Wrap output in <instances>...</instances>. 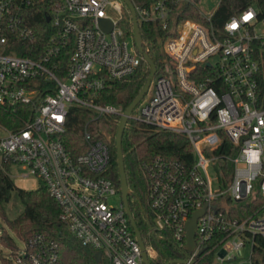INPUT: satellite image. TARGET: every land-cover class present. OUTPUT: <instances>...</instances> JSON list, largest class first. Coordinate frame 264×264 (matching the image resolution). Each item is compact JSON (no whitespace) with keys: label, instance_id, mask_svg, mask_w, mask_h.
<instances>
[{"label":"built area","instance_id":"1","mask_svg":"<svg viewBox=\"0 0 264 264\" xmlns=\"http://www.w3.org/2000/svg\"><path fill=\"white\" fill-rule=\"evenodd\" d=\"M131 1L139 24L153 25L165 56L151 95L131 119L184 135L193 156L189 163L157 156L143 165L150 231L172 242L176 255L166 263L264 264V8L248 5L218 25V9L205 13L200 0ZM126 7L123 0H0V106L32 111L18 129L0 124V167L8 173L18 165L25 177L38 176L61 222L82 246L101 253L102 264H146L123 199L110 203L119 193L106 176L110 148L86 128L89 147L73 157L60 138L74 105L97 119L124 113L99 100L110 80L141 65L125 28ZM35 13L51 30L39 44L29 23ZM201 210L189 249L186 227ZM59 250L46 233L19 236L0 220V264H57ZM146 253L158 264L153 244Z\"/></svg>","mask_w":264,"mask_h":264},{"label":"trees","instance_id":"2","mask_svg":"<svg viewBox=\"0 0 264 264\" xmlns=\"http://www.w3.org/2000/svg\"><path fill=\"white\" fill-rule=\"evenodd\" d=\"M248 5H259L264 8V0H221L214 20L218 25L223 24ZM29 23L37 33L39 41L47 39L51 34L49 24L39 13L30 17ZM124 23L128 34L134 35L132 15L128 7L124 12ZM144 40V50L157 65L158 72L162 71L165 56L163 46L158 41L153 25L146 22L140 24ZM42 36L43 39H42ZM24 54V53H21ZM64 66L67 64L69 50L63 52ZM141 65L137 72L122 80H110L109 85L101 94L100 103L121 106L125 111L144 88L151 73L150 65L142 54ZM32 118V111L28 105H17L6 108L0 106V124L10 130L18 129L24 120ZM121 117L95 118L94 113L86 108L72 106L67 116L66 131L61 135V141L67 152L76 157L85 152L89 142L85 137V130L89 128L93 133V140H104L108 143L111 154L110 169L106 176L115 184L121 193V180L118 168L116 135ZM125 171L128 185L131 190L129 203L132 215L147 246L153 244L158 251V264H165L175 258L173 243L165 240L160 234L150 231L152 215L145 206L147 193L146 177L143 165L157 156L169 157L181 161H192V149L187 138L178 133L158 129L135 119H130L125 128L122 140ZM226 151V148L223 149ZM16 193L24 205V211L18 217L10 220L7 216L6 204ZM259 203V202H258ZM258 203L252 208H257ZM60 207L50 195L45 183L36 190L26 191L17 188L7 172L0 167V220H5L19 235L28 237L35 232L46 233L50 239L59 244V261L57 264H102L96 259V252L84 247L75 239L64 223L60 220ZM201 264H209L202 260Z\"/></svg>","mask_w":264,"mask_h":264},{"label":"water","instance_id":"3","mask_svg":"<svg viewBox=\"0 0 264 264\" xmlns=\"http://www.w3.org/2000/svg\"><path fill=\"white\" fill-rule=\"evenodd\" d=\"M126 4V6L129 8L131 15H132V21H133V32H134V42L135 45L138 49V51L142 54L143 58L145 61L150 65L151 67V73L150 76L147 79V82L140 92V94L136 97V99L131 103V105L124 111V113L121 116L119 125H118V130H117V135H116V148H117V156H118V168H119V174H120V180H121V195L123 199V203L125 206V210L129 216L131 225L134 229L135 235L141 245L142 251H143V256L146 264H150L147 253H146V245L143 240L142 234L137 226V223L132 215V211L130 208V203H129V195L131 194V190L128 185V180H127V175L125 171V161H124V152L122 149V140H123V135L125 132V128L127 126L128 121L131 119V116L137 106L141 103V101L145 98L149 87L151 85L152 79L154 78L156 72H157V65L153 61V59L150 57V55L144 50V45H143V37L141 33V28L140 24L138 21L137 13L135 10V7L132 3L131 0H123ZM107 23V21L102 20L101 25L105 30H108V28L104 25ZM204 213V210L198 211L193 215V218L189 221L187 224V240H188V247L189 249H193L195 246V231L197 227V220L198 218ZM97 261L101 260V253H97L96 255ZM182 263L184 261L182 260H173L170 261L166 264H172V263ZM198 264V263H197Z\"/></svg>","mask_w":264,"mask_h":264},{"label":"rangeland","instance_id":"4","mask_svg":"<svg viewBox=\"0 0 264 264\" xmlns=\"http://www.w3.org/2000/svg\"><path fill=\"white\" fill-rule=\"evenodd\" d=\"M220 1L221 0H200L199 4L205 13L212 14L218 9ZM150 95H151V91L148 92L147 97ZM147 97H145L142 100V103L147 100L146 99ZM138 108L139 107L135 109L134 113L137 112ZM2 134H5V130L2 131L0 135ZM8 171H9L8 172L9 176L11 177V179L13 180L17 188H20L26 191H31V190L38 189L41 185V181L38 176L31 174L25 177L24 175L25 173H27V170H25L24 168L18 165H11ZM121 200H122L121 193H117L116 195L110 198V203L113 204L114 206H119L121 204ZM6 211H7V216L10 220L18 217L20 214L23 213L24 205L21 202V200L18 198L16 193L12 194L11 200L6 204ZM17 243L18 245H21V242L19 240H17ZM247 253L248 252L245 249L244 255H247Z\"/></svg>","mask_w":264,"mask_h":264},{"label":"snow or ice","instance_id":"5","mask_svg":"<svg viewBox=\"0 0 264 264\" xmlns=\"http://www.w3.org/2000/svg\"><path fill=\"white\" fill-rule=\"evenodd\" d=\"M246 19H247V17H246ZM233 27H235V25H233Z\"/></svg>","mask_w":264,"mask_h":264}]
</instances>
